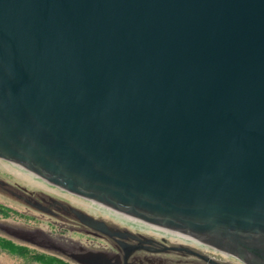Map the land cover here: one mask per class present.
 Listing matches in <instances>:
<instances>
[{
  "label": "water",
  "instance_id": "water-1",
  "mask_svg": "<svg viewBox=\"0 0 264 264\" xmlns=\"http://www.w3.org/2000/svg\"><path fill=\"white\" fill-rule=\"evenodd\" d=\"M0 159L264 264V0H0Z\"/></svg>",
  "mask_w": 264,
  "mask_h": 264
},
{
  "label": "flooded vegetation",
  "instance_id": "flooded-vegetation-1",
  "mask_svg": "<svg viewBox=\"0 0 264 264\" xmlns=\"http://www.w3.org/2000/svg\"><path fill=\"white\" fill-rule=\"evenodd\" d=\"M0 188L16 200L24 203L28 208L38 210L42 212L43 215L53 217L57 222L62 224L61 226H68L70 230H76L85 234L94 241L106 242V247H88L78 241L68 239L63 235H50L39 228L28 229L7 225L5 223L7 216L4 215L1 210L0 237L10 240L17 245L25 247L30 245L34 248H38L39 250L35 253L52 255L68 262L69 264H78L75 259L80 258L88 252H104L112 256L114 260L120 261V264H123V256L125 254L124 249H128L130 250V253L126 258V264H207L191 254L175 252L168 248L173 245L182 244L168 243L164 237L155 239L150 235L133 231L126 227H118L112 222L104 221L100 217L93 216L95 214L81 210L64 199L55 198L42 192L31 193L18 185H11L2 180H0ZM74 210H78L84 215H89L94 220L104 221L108 226L114 228L117 227L122 237H109L98 230H93L87 227L76 219V215L78 214ZM148 240L150 243L147 242ZM14 241L18 243H15ZM184 246L199 251L197 248L189 245ZM133 247L136 248L134 249ZM208 257L213 258L211 256Z\"/></svg>",
  "mask_w": 264,
  "mask_h": 264
},
{
  "label": "rangeland",
  "instance_id": "rangeland-1",
  "mask_svg": "<svg viewBox=\"0 0 264 264\" xmlns=\"http://www.w3.org/2000/svg\"><path fill=\"white\" fill-rule=\"evenodd\" d=\"M0 180L10 183L11 185H18L31 193L42 192L49 194L55 198H60L68 201L70 204L80 208L83 211L95 214L93 216L100 217L104 221L112 222L118 227H126L133 231H138L146 235H150L155 239L164 237L168 243L189 245L197 248L202 254L213 257V259L220 261L221 263L229 262L231 264H240L234 258L226 256L220 252L206 247L205 245L180 237L177 235L169 234L158 230L157 228L146 226L137 221H133L123 217L121 214L116 213L111 209H107L94 202L87 201L83 198L69 194L63 190H60L52 185H49L45 181L7 161L0 159ZM7 209L9 215L6 217L5 223L7 225H13L28 229L39 228L45 233L53 236L63 235L64 237L73 241H78L81 244H85L88 247H106L105 241H94L92 238L82 234L76 230H70L68 226H61L60 222H57L53 217L49 215H43L38 210H32L28 208L24 203L16 200L14 197L3 191L0 188V211ZM15 243H18L14 241ZM30 253H35L38 248H34L30 245L27 246ZM0 264H35L29 256L15 257L6 253L0 252Z\"/></svg>",
  "mask_w": 264,
  "mask_h": 264
},
{
  "label": "trees",
  "instance_id": "trees-1",
  "mask_svg": "<svg viewBox=\"0 0 264 264\" xmlns=\"http://www.w3.org/2000/svg\"><path fill=\"white\" fill-rule=\"evenodd\" d=\"M2 212L6 216L9 215L7 209H3ZM0 251L15 257L29 256V259L35 264H69L68 262L52 255L30 253L27 247L14 244L12 241L2 237H0Z\"/></svg>",
  "mask_w": 264,
  "mask_h": 264
},
{
  "label": "bare ground",
  "instance_id": "bare-ground-1",
  "mask_svg": "<svg viewBox=\"0 0 264 264\" xmlns=\"http://www.w3.org/2000/svg\"><path fill=\"white\" fill-rule=\"evenodd\" d=\"M97 204V203H96ZM99 205V204H98ZM100 206H102V205H100ZM104 207V206H103ZM105 208H107V207H105ZM107 209H109V208H107ZM123 216V215H122ZM123 217H125V216H123ZM125 218H127V217H125ZM127 219H130V218H127ZM130 220H132V219H130ZM133 221H135V220H133Z\"/></svg>",
  "mask_w": 264,
  "mask_h": 264
}]
</instances>
